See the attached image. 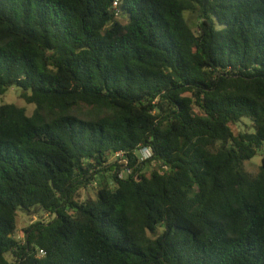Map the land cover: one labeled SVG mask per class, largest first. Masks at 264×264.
<instances>
[{
	"label": "trees",
	"instance_id": "obj_1",
	"mask_svg": "<svg viewBox=\"0 0 264 264\" xmlns=\"http://www.w3.org/2000/svg\"><path fill=\"white\" fill-rule=\"evenodd\" d=\"M12 86L0 264H264V0H0Z\"/></svg>",
	"mask_w": 264,
	"mask_h": 264
},
{
	"label": "rangeland",
	"instance_id": "obj_2",
	"mask_svg": "<svg viewBox=\"0 0 264 264\" xmlns=\"http://www.w3.org/2000/svg\"><path fill=\"white\" fill-rule=\"evenodd\" d=\"M193 20L195 21L196 18L193 16ZM2 103H15L20 106H25L27 108V111L29 114L32 113L35 105L34 104H28L20 95L19 89H17L16 86H12L5 94H0V104ZM251 120L249 118H243L242 121H240L237 124L233 125V128L235 131H241L248 129L251 125ZM250 131H253V126L250 127ZM139 154V153H138ZM264 156V144L261 148L258 149L257 154L250 160H246L244 163V167L248 172L255 173L258 171L259 165L262 162V158ZM143 156L142 158H144ZM158 165H151V167L146 169V172L149 174L154 168H157ZM97 181H94L91 185H89L87 188H84L80 191L81 194V200H85L88 197H95L96 191H97ZM43 219L49 220L52 219L53 216L43 213L41 214ZM38 216H29L28 214H25L22 211H18L17 216V230L16 235L19 238H22L23 236V228L29 225L32 220L37 219Z\"/></svg>",
	"mask_w": 264,
	"mask_h": 264
},
{
	"label": "built area",
	"instance_id": "obj_3",
	"mask_svg": "<svg viewBox=\"0 0 264 264\" xmlns=\"http://www.w3.org/2000/svg\"><path fill=\"white\" fill-rule=\"evenodd\" d=\"M143 152H145V154H148V153H150V150H149V149H147V148H145V149L143 150ZM41 253H44V251H43V250H41Z\"/></svg>",
	"mask_w": 264,
	"mask_h": 264
}]
</instances>
